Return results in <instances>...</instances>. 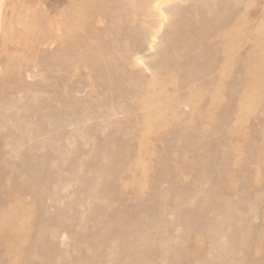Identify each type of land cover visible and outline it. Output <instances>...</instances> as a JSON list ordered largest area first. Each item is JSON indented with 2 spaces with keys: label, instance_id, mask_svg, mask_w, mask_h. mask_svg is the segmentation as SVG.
<instances>
[{
  "label": "rangeland",
  "instance_id": "1",
  "mask_svg": "<svg viewBox=\"0 0 264 264\" xmlns=\"http://www.w3.org/2000/svg\"><path fill=\"white\" fill-rule=\"evenodd\" d=\"M123 1L138 18L131 33L147 52L157 18L145 15L144 0ZM64 7L65 0H0V264H264V58L238 85L241 105L216 125L133 128L144 115L118 108L127 103L118 94L127 76L102 69L92 77H114L95 83L105 100L67 86L72 100L62 103L33 89L53 83L55 58L42 59L50 71L38 63L30 76L6 65H33L44 48L56 46L22 51L12 43L19 29L30 27L33 35L48 25V11L57 17ZM76 33H69L67 50ZM2 43L8 55H1ZM74 55L71 68L88 72ZM14 85L20 91H6ZM42 98L63 111L60 147L34 145L54 136L59 122L57 111L41 107ZM41 113L49 115L42 123Z\"/></svg>",
  "mask_w": 264,
  "mask_h": 264
},
{
  "label": "bare ground",
  "instance_id": "2",
  "mask_svg": "<svg viewBox=\"0 0 264 264\" xmlns=\"http://www.w3.org/2000/svg\"><path fill=\"white\" fill-rule=\"evenodd\" d=\"M144 1L150 4L145 15L157 18L147 52L142 51L141 36L131 33L138 18L132 11H127L129 8L122 4L123 0H65L64 10L57 17H51L50 11L47 12L46 18L51 19L43 30L32 35L30 27L19 29L20 38L17 43H12L14 48L22 51H27L29 45L55 43L56 46L44 48L45 54L35 59L33 65L31 61L22 65L6 62V65L11 66L10 71L25 72L30 76L32 67L38 63L42 65L41 70L50 71L51 67H43L42 59L55 58V69L59 73L52 76L53 83L35 84L33 89L47 93L48 97L54 94V99L62 103L70 98L67 86L75 94L86 92L96 100H105V94L98 97L95 83H111L114 77L110 74L103 78L92 77L102 69L127 76V84L118 93L127 98V103L118 108L122 112L144 115L141 121L130 124L133 128L159 125L186 130L184 128L190 126L208 129L216 125L225 114L241 105L238 85L253 76L251 72L264 58V0ZM83 12H86L84 17ZM129 13L134 17H127ZM103 23L105 27L102 28ZM113 27L118 31L123 29L122 33H111ZM0 29L5 32L2 24ZM72 30L77 33L71 49L67 50L66 43L71 42L68 35ZM83 46H87L86 49ZM9 48L2 43L1 55H8ZM70 52L75 54L77 66L83 65L88 72L71 68L67 62ZM132 78L138 81L133 83ZM4 81L0 77V103L5 92ZM18 89L14 85L6 91ZM138 95H143L142 99L138 100ZM76 97L80 99L78 95ZM39 100L43 109L57 111L49 98ZM158 110L164 115L171 114L175 121L163 119L162 114L157 115ZM57 112L59 122L55 135L35 139L34 145H63V111L59 108ZM152 114L157 115L155 121L150 118ZM46 117L49 115L41 113L40 122L46 121ZM3 124L0 118V127ZM1 135L0 132V141ZM49 155L36 157L31 154L30 159H44ZM3 207L10 208L9 205ZM198 253L197 250L196 255Z\"/></svg>",
  "mask_w": 264,
  "mask_h": 264
}]
</instances>
